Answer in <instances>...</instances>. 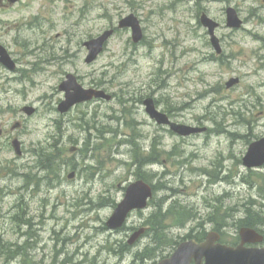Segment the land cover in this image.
I'll list each match as a JSON object with an SVG mask.
<instances>
[{"label":"rangeland","instance_id":"374dc122","mask_svg":"<svg viewBox=\"0 0 264 264\" xmlns=\"http://www.w3.org/2000/svg\"><path fill=\"white\" fill-rule=\"evenodd\" d=\"M75 1L21 0L0 6V46L19 69L11 73L0 65V131L4 132L0 187H6L0 194V240L1 245L18 242L24 247V234L34 237L28 254L14 255L11 262L0 256V264H56L55 260L60 263L75 253L74 262L131 264L132 252L120 259L101 248L116 242L115 249L121 251L138 229L145 228L146 234L131 250L149 252L158 240L156 222L163 217L169 236H187L209 218L216 224L208 223L207 232L226 229V241L236 242L238 221L249 210H264L259 209L264 202V168L249 171L242 164L249 145L264 136V0H92L87 29L93 37L135 14L146 39L135 45L129 31H118L91 66L80 56L70 63L59 49L60 41L73 43L66 39L62 23L73 16L72 7L80 6ZM229 7L244 22L240 30L226 27ZM203 12L222 25L217 35L226 56L221 60L215 59L207 31L200 25ZM68 72L76 73L85 88L103 90L114 99L91 101L60 115L56 109L64 94L58 87ZM232 78H239L240 84L227 89ZM149 97L161 111H171L175 123L207 131L183 138L157 126L140 102ZM25 106L37 108V113L28 117L22 111ZM10 136L23 142V157L8 148ZM53 137L60 139L63 160L73 162L80 174L69 179L73 171L65 166L55 189L46 182L40 188L31 184L22 203L21 175L37 174L30 172L36 162L33 151L53 142ZM153 144L161 153L159 162L141 171L155 185L164 182L165 189L160 186L154 203L131 216L126 231L103 230L114 211L112 204L123 197L119 187L138 180L132 161L138 163V155L146 156ZM85 148L87 155L82 154ZM13 172L18 176L9 178ZM174 201L180 212L182 205L194 207L198 219L174 229L176 209L168 214ZM250 201L258 209L246 205Z\"/></svg>","mask_w":264,"mask_h":264},{"label":"water","instance_id":"95a60500","mask_svg":"<svg viewBox=\"0 0 264 264\" xmlns=\"http://www.w3.org/2000/svg\"><path fill=\"white\" fill-rule=\"evenodd\" d=\"M11 3H16L19 0H9ZM228 26L233 28H240L242 21L237 15V11L233 8L227 10ZM203 24L209 28V33L212 36L213 46L220 53L219 40L214 36V30L218 26L212 20L203 16ZM130 26L133 27L134 39L138 41L141 38V33L132 20V17L123 20L120 23V27ZM113 34L112 31L106 32L101 37L94 39L87 44L90 55L87 59V63H91L96 60L98 55L103 51L105 42ZM0 62L7 68L13 70L15 64L9 56L5 48L0 47ZM239 82L238 79H232L228 84V88L234 86ZM61 90L66 92V100L62 102L59 107L60 112L65 113L75 104L87 101L95 97H110L105 96L103 92H96L92 90H84L78 83L73 75L68 76V81L64 82L61 86ZM147 113L151 118L155 119L158 124H169L171 128L180 135L188 136L195 132H200L199 129H192L189 127L177 126L172 124L167 116L158 112L152 99L146 101ZM25 111L29 115L34 113L33 108H26ZM18 154H21L19 142H15ZM244 164L248 168L262 167L264 165V139L254 143L244 159ZM73 175L70 177L72 178ZM152 197V188L144 183L138 181L130 185L127 189L124 200L118 204L113 216L107 222V226L111 229H118L124 225L130 212L133 210H141L147 207L148 199ZM248 233L250 237H254L255 233L252 230L242 229L241 234ZM140 233L134 235L137 238ZM255 238V237H254ZM216 240H219V235L211 233L203 244H198L195 240L184 242L179 245L176 251L169 257L157 264H264V249H247L244 246L238 248H230L220 244H216ZM255 241V240H254ZM257 241H262L259 238Z\"/></svg>","mask_w":264,"mask_h":264},{"label":"trees","instance_id":"16d2710c","mask_svg":"<svg viewBox=\"0 0 264 264\" xmlns=\"http://www.w3.org/2000/svg\"><path fill=\"white\" fill-rule=\"evenodd\" d=\"M83 153L86 152V148L82 151ZM63 153L59 142L52 143L51 145L47 147H41L34 150V154H36L37 160L36 164L37 171H43L46 172V176L44 177V180L46 182L51 177V180L54 179L55 181H58L61 177V170L63 165ZM146 163V161L139 160L140 167L143 163ZM78 168L77 166H74V169ZM88 168V167H87ZM141 169V168H140ZM34 170V169H33ZM140 173V178L148 180L147 177H145L141 170L138 172ZM51 175V176H50ZM37 176V174H36ZM37 181V180H36ZM40 182V181H39ZM38 182V183H39ZM103 203V202H102ZM115 204H112V206ZM96 206H101L100 204H97ZM103 206H105V203H103ZM111 206V207H112ZM169 213L174 214L173 210H170ZM168 213V214H169ZM248 215H251L248 217L247 220L241 221L242 226H251L250 222L253 219H256V216L249 212ZM167 216V215H166ZM255 216V217H253ZM167 218L163 217V220L159 219L156 223H158L157 226V235L158 240L155 241V247L153 250L149 252H139L135 253L133 256V261L131 264H148L149 261H155L156 259L165 258L168 256L166 253L173 250L176 245L178 244L179 239L173 236L168 235V226L165 224ZM176 226L184 227L188 222H191L196 219V215L193 213V211L188 207L182 206V211H177V217H175ZM111 249V248H110ZM127 250V247H125L123 250H121V253H125ZM153 251H156L153 253ZM13 253H17V251H13Z\"/></svg>","mask_w":264,"mask_h":264},{"label":"flooded vegetation","instance_id":"af4514ba","mask_svg":"<svg viewBox=\"0 0 264 264\" xmlns=\"http://www.w3.org/2000/svg\"><path fill=\"white\" fill-rule=\"evenodd\" d=\"M75 4L76 5L80 4V6H78L76 9H75V7H72L70 12L73 16L70 18V20L64 19V21L62 23V27H63L64 35H65L66 39L71 40V42H73V43H71V44L67 43L65 45H62L64 43V40H63V41H60L61 45L59 46L61 55H62V53L65 54L64 55L65 58L68 61H70V63H72L71 62L72 59H76L77 56H80L81 58L85 59V57L87 55V49L85 48L86 43L93 39L92 32L87 29L88 23L90 22L89 16H90V14L92 12V8H93L92 0H76ZM113 26L114 25L110 26V28ZM46 35H48V34L46 32H44V36H46ZM61 37L62 36L59 34L57 38H61ZM145 37L146 36L144 35L143 41L146 39ZM78 47L81 49L80 51H75V52L71 51L72 48H78ZM64 56L61 57L62 60H64ZM222 56H226V55L224 54L221 56H215V59H221ZM261 68L264 69V64H261ZM258 100L262 101V103H263L262 99L259 98ZM141 102L143 103V100H141ZM249 111L251 112V108H249ZM169 113H171V111H169ZM19 126L20 125L18 124L14 128V130L17 129ZM3 136H4V132L0 131V138L2 139ZM15 139H20V138L12 137V136L8 137V142L10 143L9 144L10 146L8 148L13 149L12 142ZM2 150H4V149L2 148ZM22 150L25 152L23 142H22ZM16 174H17L16 176H18V173H16ZM21 176H23V175H21ZM9 178H12V177H9ZM4 190H6V187L5 188L0 187V194L1 193L3 194ZM28 191H29V187L27 184L24 183L23 185H21V187L19 189V197H20V200H22V203H24L23 193H26ZM27 207H28V205L26 206V211L24 214H27ZM29 222H31V221L28 220L26 222V224L28 225ZM31 225H32V223H30L28 225V227L31 228L32 227ZM31 230L32 229H30V231ZM261 231L264 234V226H262ZM24 237L26 238V246H24V247L28 249L27 250V252H28L32 246V242H30V241L34 237H32V234H29L28 232H26L24 234ZM249 245L252 246L254 244H249ZM62 252H63V249L59 250V252L56 255L60 256L59 254H61ZM26 254H28V253H26ZM73 256L68 255L61 262H67L69 259V261L72 263ZM55 261H57V260H55Z\"/></svg>","mask_w":264,"mask_h":264},{"label":"bare ground","instance_id":"6f19581e","mask_svg":"<svg viewBox=\"0 0 264 264\" xmlns=\"http://www.w3.org/2000/svg\"><path fill=\"white\" fill-rule=\"evenodd\" d=\"M132 113V112H131ZM130 119V118H129ZM216 125V124H215ZM220 125V124H219ZM125 141V140H124ZM170 177V176H169ZM233 184V183H232ZM254 198V197H253ZM27 220V219H26ZM141 253V252H140Z\"/></svg>","mask_w":264,"mask_h":264}]
</instances>
